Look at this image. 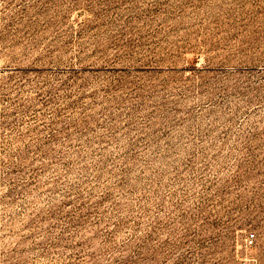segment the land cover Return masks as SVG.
Returning <instances> with one entry per match:
<instances>
[{
  "label": "rangeland",
  "instance_id": "obj_1",
  "mask_svg": "<svg viewBox=\"0 0 264 264\" xmlns=\"http://www.w3.org/2000/svg\"><path fill=\"white\" fill-rule=\"evenodd\" d=\"M248 258L264 0H0V264Z\"/></svg>",
  "mask_w": 264,
  "mask_h": 264
},
{
  "label": "built area",
  "instance_id": "obj_2",
  "mask_svg": "<svg viewBox=\"0 0 264 264\" xmlns=\"http://www.w3.org/2000/svg\"><path fill=\"white\" fill-rule=\"evenodd\" d=\"M255 233H250L245 238V246L246 247H252L255 242ZM242 264H259L258 261L255 258H248L246 259Z\"/></svg>",
  "mask_w": 264,
  "mask_h": 264
}]
</instances>
